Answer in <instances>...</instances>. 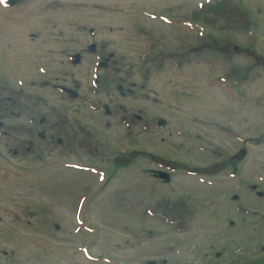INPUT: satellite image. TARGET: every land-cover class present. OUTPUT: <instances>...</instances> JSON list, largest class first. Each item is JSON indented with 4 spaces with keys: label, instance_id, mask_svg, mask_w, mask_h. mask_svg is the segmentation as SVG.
<instances>
[{
    "label": "rangeland",
    "instance_id": "rangeland-1",
    "mask_svg": "<svg viewBox=\"0 0 264 264\" xmlns=\"http://www.w3.org/2000/svg\"><path fill=\"white\" fill-rule=\"evenodd\" d=\"M204 1L0 6V93L20 92L24 105L37 99L49 121L63 118L66 132L60 147L36 135L33 151L22 153L26 137L0 127V264H264V141H250L264 135V0H230L244 16L239 30L191 17ZM199 35L225 41L229 58L204 48L187 64L150 63L146 79L140 75L143 55L180 54ZM231 66H248V81H220ZM96 75L107 91L92 92ZM128 114L140 120L131 124ZM28 116L0 121L27 125ZM86 130L93 155L78 144ZM134 152L218 171H172L143 155L132 159ZM160 200L190 211L183 231L148 215Z\"/></svg>",
    "mask_w": 264,
    "mask_h": 264
},
{
    "label": "trees",
    "instance_id": "trees-1",
    "mask_svg": "<svg viewBox=\"0 0 264 264\" xmlns=\"http://www.w3.org/2000/svg\"><path fill=\"white\" fill-rule=\"evenodd\" d=\"M23 0H0V3L5 7H11ZM190 16H196L201 20V22L207 26L216 30H239L244 27V16L242 12L237 8L230 0H211L210 2L203 3L198 6L196 11L190 12ZM206 45V48L220 52L225 60L229 58V53L225 51V41L217 40L210 35H201L196 38V45L190 46L187 49H184L183 54L178 56V60L176 61V66H180L182 63L188 62V57L193 53H198V47ZM163 58L176 60V55L170 57L169 55L165 56L163 53H160L157 57L151 58L149 56H143L141 58V62L139 65L140 75L143 76L144 80L146 79V74L149 72L148 64L152 63L156 70H160L163 67L164 61ZM121 63V62H120ZM249 67L238 68L236 66H231L221 78L223 81H231L233 83H242L245 82L248 78ZM121 71V69L119 70ZM95 80V89H97L94 93H98L100 89H105L104 85H100L98 87V82L101 84H105L103 78L97 77ZM98 81V82H97ZM145 87L144 84L140 86L141 89ZM20 92H7L5 95L0 93V120L5 118H15L20 116L23 112H28L34 118V124L37 126L39 116H42V113H39L35 110V105L31 103H26L24 105ZM63 120L62 117L57 116L55 122L52 123V128H55V135L58 136L64 132L63 130ZM6 131L15 134L29 133L30 131H26L23 126H8L6 127ZM87 136L90 134H84L85 140H81L78 142L79 146L85 148L88 152L90 146L87 141ZM263 141V136H261L258 140H255L254 143L258 144ZM21 148L22 153H26L27 150L31 151V149L25 146H19ZM90 152V151H89ZM145 156L150 161L157 163L161 166H164L171 170H184L187 173L195 174V175H214L217 173L218 168L215 166H209L205 168H191L187 167L183 164H179L172 161H166L160 159L157 156L152 154L144 153V152H134L131 156L132 159L137 156ZM123 164L129 162L128 160H122ZM120 164V163H118ZM189 210L180 203L177 202H166L164 200L156 202L149 210L148 214L152 217H155L161 220L163 223L171 226L174 231H183L185 229L186 216L189 214Z\"/></svg>",
    "mask_w": 264,
    "mask_h": 264
},
{
    "label": "flooded vegetation",
    "instance_id": "flooded-vegetation-1",
    "mask_svg": "<svg viewBox=\"0 0 264 264\" xmlns=\"http://www.w3.org/2000/svg\"><path fill=\"white\" fill-rule=\"evenodd\" d=\"M101 59V58H100ZM101 61H103V59H101L100 60V62ZM104 63H105V61H104ZM108 113H109V110H108ZM137 116V115H136ZM125 119L127 120V116L125 117ZM128 119L130 120V121H133V120H135V115H128ZM39 124H38V126H37V129H38V131H35V134L38 136V137H41L42 139H45V137H46V135H43V134H41L39 131H40V129L42 128V126L43 125H45V123H44V120L42 119L40 122H38ZM30 132H32L31 130H30Z\"/></svg>",
    "mask_w": 264,
    "mask_h": 264
},
{
    "label": "water",
    "instance_id": "water-1",
    "mask_svg": "<svg viewBox=\"0 0 264 264\" xmlns=\"http://www.w3.org/2000/svg\"><path fill=\"white\" fill-rule=\"evenodd\" d=\"M91 48H92V46H91ZM78 58H79V55H75V56H74V62H75V63L78 62ZM240 153L243 154V150H241ZM242 156H243V155H242ZM164 176H165V175H164L163 173H161V172L158 173V177H159L160 179L164 178Z\"/></svg>",
    "mask_w": 264,
    "mask_h": 264
}]
</instances>
